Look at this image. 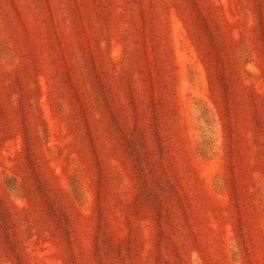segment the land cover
<instances>
[{"label":"rangeland","instance_id":"rangeland-1","mask_svg":"<svg viewBox=\"0 0 264 264\" xmlns=\"http://www.w3.org/2000/svg\"><path fill=\"white\" fill-rule=\"evenodd\" d=\"M263 132L264 0H0V264H264Z\"/></svg>","mask_w":264,"mask_h":264},{"label":"trees","instance_id":"trees-1","mask_svg":"<svg viewBox=\"0 0 264 264\" xmlns=\"http://www.w3.org/2000/svg\"><path fill=\"white\" fill-rule=\"evenodd\" d=\"M128 38V35H125ZM129 40V39H128ZM130 45V42H128ZM129 52L127 51L125 55H127ZM187 66V65H186ZM188 67V66H187ZM192 68L193 66H189ZM188 71V68H187ZM188 82L190 85V91L194 89V83H197V75L193 72L189 73ZM190 95V94H189ZM191 96H189L190 98ZM190 101L192 102V106L194 110L198 113V117L196 118L197 121H202L203 124H207L209 122H213V109L209 107V104L206 100L198 99V98H190ZM198 131L199 136L196 138V145H195V153L203 160L209 161L213 158L215 155L214 153V143L215 139L211 136H207L206 133L202 131V127H200ZM213 134V133H212ZM255 138V135H254ZM253 150L251 152V156L249 158V161H254V165L252 167L253 173H251V177H249L250 182L252 184L253 193L250 194L251 202L248 207L256 206V212L255 217L253 218V222L260 223L261 227L264 231V132L259 133V137L257 139V145L255 143V140H253ZM253 153V154H252ZM231 174L230 170H224L220 171L214 179V188L217 191H221V186H224L225 189L223 190H230L231 193H233L230 189V186L223 184V180L227 174ZM254 176V177H252ZM226 196V193H224ZM229 198V207H232V204L234 203V198L231 196ZM78 196L75 195V197ZM252 215L254 213L252 212ZM229 219L231 221V224L234 225V229L232 230V234L230 235L229 239L226 241L225 246L227 250V254H229V264H247L248 260L251 258V254L253 251L249 248L253 244V237L251 236L253 230L249 228L247 231L242 227V222L237 219V216L235 212L233 211L229 212ZM259 226V224H257ZM258 241H263L264 245V235L263 236H257ZM259 244H262L260 243ZM224 244V243H223ZM255 250V249H254Z\"/></svg>","mask_w":264,"mask_h":264}]
</instances>
